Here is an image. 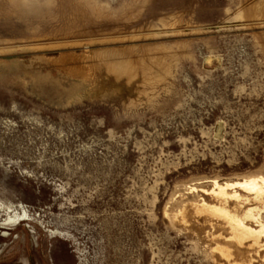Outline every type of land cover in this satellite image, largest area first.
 Here are the masks:
<instances>
[{
  "label": "rangeland",
  "instance_id": "1",
  "mask_svg": "<svg viewBox=\"0 0 264 264\" xmlns=\"http://www.w3.org/2000/svg\"><path fill=\"white\" fill-rule=\"evenodd\" d=\"M256 177L264 0H0V264H264Z\"/></svg>",
  "mask_w": 264,
  "mask_h": 264
},
{
  "label": "bare ground",
  "instance_id": "2",
  "mask_svg": "<svg viewBox=\"0 0 264 264\" xmlns=\"http://www.w3.org/2000/svg\"><path fill=\"white\" fill-rule=\"evenodd\" d=\"M237 190L246 192V194L254 195L252 201L258 202L257 204L262 203L264 201V178H248L233 183L223 184L213 181V189L210 192V195H213L215 200L217 199L219 201V206L206 205L203 203L201 208L205 211L211 212L214 216L216 215L224 219L230 226L236 241L238 239L240 243V240H243L244 242L245 239H248V241L249 239H252V244L257 246L264 238V224H262L260 218L261 208H249L244 210V213L240 217L238 215H232L230 211L226 209V204L229 201H235L237 206H239V203L242 200L246 202L248 201L247 198L243 199L241 195L238 194ZM20 221L26 220L25 218H21ZM248 223H255L257 226L252 228Z\"/></svg>",
  "mask_w": 264,
  "mask_h": 264
}]
</instances>
